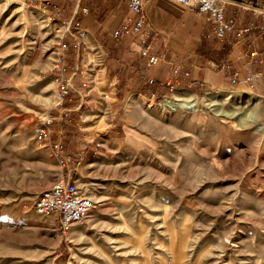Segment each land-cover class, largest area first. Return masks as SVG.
<instances>
[{
	"label": "rangeland",
	"instance_id": "1",
	"mask_svg": "<svg viewBox=\"0 0 264 264\" xmlns=\"http://www.w3.org/2000/svg\"><path fill=\"white\" fill-rule=\"evenodd\" d=\"M57 2L61 18L44 0H0V264H264V95L244 85L199 96L174 88L159 100L125 90L110 104L104 93L83 122L64 108L98 87L103 57L80 55L71 69L75 0ZM205 24L187 13L179 29L186 36ZM58 76L72 88L64 99ZM49 113L65 159L35 141ZM70 171L94 207L66 239L35 203Z\"/></svg>",
	"mask_w": 264,
	"mask_h": 264
},
{
	"label": "crops",
	"instance_id": "2",
	"mask_svg": "<svg viewBox=\"0 0 264 264\" xmlns=\"http://www.w3.org/2000/svg\"><path fill=\"white\" fill-rule=\"evenodd\" d=\"M140 1L146 18L145 29L151 34V53L164 56L156 66H149L147 59L140 54L135 34H130L124 41L127 49L117 47L115 43L113 32L128 18H132L133 22L140 18V15L134 14L130 9L129 0H75L69 17L73 30L70 35L74 38L70 42L73 53H76L71 69L78 68L80 55L84 54L91 59L90 56L96 53V49H100L104 67L98 87L85 94L72 96L75 100L69 98L70 105L64 108V112L79 113V118L86 122L89 117L82 112L85 107L100 109L105 100L102 94L111 92L114 95L110 97L112 104L125 90L137 91L147 98L159 100L171 95L174 88H190L199 96L244 85L251 87L257 94L264 95V22L259 16L250 11L239 12L237 30L250 27L254 29L245 33L243 39H238L236 33H231L220 41L212 34L214 25L206 15L196 14L195 10L172 0ZM46 2L64 12L57 0ZM83 9H89L90 12L84 13ZM50 11L52 13L53 7H50ZM236 12V7H226L227 18H232ZM187 13L192 18L203 17L206 24L196 30L195 34L185 36L179 26ZM79 31L85 32L83 38L79 36ZM92 90L95 91L94 94L91 93ZM178 91L197 97L186 90ZM134 102L135 99L129 100L131 105ZM91 118L95 119V116ZM119 127L115 115L109 129L118 136ZM89 142L74 156L85 157L93 141Z\"/></svg>",
	"mask_w": 264,
	"mask_h": 264
},
{
	"label": "built area",
	"instance_id": "3",
	"mask_svg": "<svg viewBox=\"0 0 264 264\" xmlns=\"http://www.w3.org/2000/svg\"><path fill=\"white\" fill-rule=\"evenodd\" d=\"M42 2L43 0H24V3L32 4L33 2ZM48 0H44L46 2ZM182 4L183 6L197 11L199 14L206 15L213 23L212 34L220 41H223L227 34L236 33L238 39H243L245 33L252 31L254 27L248 29L237 30V23L240 20L239 12L250 11L259 16L264 22V0H172ZM48 3V2H46ZM50 5V4H49ZM52 15L61 18L60 9L55 5ZM233 6L237 8V12L232 18H227L226 7ZM129 7L134 14L140 15V18L133 22L132 18H128L121 27L113 32V38L116 43L126 40L130 34L138 37L140 54L147 59L149 66H156L164 56H156L151 53L150 33L145 29L146 18L143 15V4L140 0H129ZM50 9V7H48ZM43 11H46L44 9ZM84 13H88V9H83ZM66 24V21L63 22ZM69 24H72L70 22ZM78 26V24H77ZM263 30V28H262ZM78 34L83 38L84 31ZM63 50L66 46L63 45ZM54 68L61 74L66 72V65L58 58ZM60 82L59 76L56 78ZM84 87L87 84H83ZM72 88L68 83L61 81L58 84V95L60 99L67 97ZM55 116L51 113L45 115L38 124L35 131V141L37 144L45 145L47 143L55 149L61 159H65L63 154V131L60 130L57 142L51 143L52 128L55 123ZM81 165V161L78 162ZM64 166V164H63ZM94 207V200L91 195L81 189L74 175L70 173L65 177L57 180L48 190L42 193L35 203L37 214L44 217H52L57 220L59 232L66 238L75 224L86 220Z\"/></svg>",
	"mask_w": 264,
	"mask_h": 264
},
{
	"label": "bare ground",
	"instance_id": "4",
	"mask_svg": "<svg viewBox=\"0 0 264 264\" xmlns=\"http://www.w3.org/2000/svg\"><path fill=\"white\" fill-rule=\"evenodd\" d=\"M191 99V98H190ZM182 101V99H181V96H179V95H177L176 94V97L174 98V101H172V100H168L167 101V105L169 106V107H172L173 109L174 108H177L179 105H176L175 103H177V102H181ZM194 102H192V104H193ZM192 104H190V105H192ZM189 107V106H188ZM180 109V108H179ZM73 230V229H72Z\"/></svg>",
	"mask_w": 264,
	"mask_h": 264
},
{
	"label": "trees",
	"instance_id": "5",
	"mask_svg": "<svg viewBox=\"0 0 264 264\" xmlns=\"http://www.w3.org/2000/svg\"><path fill=\"white\" fill-rule=\"evenodd\" d=\"M116 43V42H115Z\"/></svg>",
	"mask_w": 264,
	"mask_h": 264
}]
</instances>
